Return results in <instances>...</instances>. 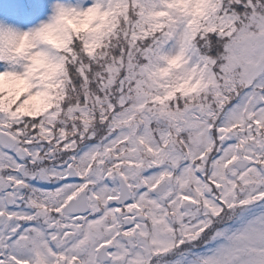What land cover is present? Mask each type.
Instances as JSON below:
<instances>
[{"label":"snow or ice","instance_id":"snow-or-ice-1","mask_svg":"<svg viewBox=\"0 0 264 264\" xmlns=\"http://www.w3.org/2000/svg\"><path fill=\"white\" fill-rule=\"evenodd\" d=\"M0 264H264V0L0 17Z\"/></svg>","mask_w":264,"mask_h":264},{"label":"rangeland","instance_id":"rangeland-1","mask_svg":"<svg viewBox=\"0 0 264 264\" xmlns=\"http://www.w3.org/2000/svg\"><path fill=\"white\" fill-rule=\"evenodd\" d=\"M20 7V0H0V17H9Z\"/></svg>","mask_w":264,"mask_h":264}]
</instances>
